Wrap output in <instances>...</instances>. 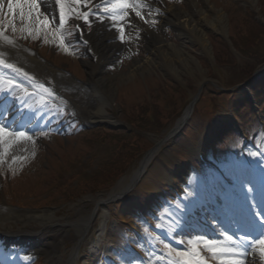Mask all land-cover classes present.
<instances>
[{"label":"rangeland","instance_id":"1","mask_svg":"<svg viewBox=\"0 0 264 264\" xmlns=\"http://www.w3.org/2000/svg\"><path fill=\"white\" fill-rule=\"evenodd\" d=\"M208 1V5L210 7L215 6L218 11H221L225 15L226 19V28L223 32H217L211 29L207 30L209 45L211 47L210 55L205 53L202 50L201 46L188 43L189 45L187 47V51L190 52L195 60L190 63V72L182 67L181 72H179L178 75V73L176 74L175 71L162 67L161 63H151L148 69H145L143 71H134L132 74H129V72H132L131 70L135 68L136 58L141 62H145L149 58L147 40L144 35V27L148 26L146 24L143 27H137V30H142L141 33L143 34H141V38L135 39L132 35L126 36V39L124 38V40L122 41L125 44V48H123L121 51V56L118 59V66L116 68L110 66L108 69L110 71V74L113 75L112 77H114L116 80L115 92L112 97L114 104L116 103L117 105L118 102H122L121 99H125L127 100V102L138 100L139 104L143 103L141 104L142 111L150 113L155 110L156 112H158L160 111V104H164L168 100L169 102H176L188 95L191 96L190 98H192L197 94V89L205 87L207 86V84H214L215 86H219L217 83L220 80L223 84H225L226 82H224L223 80L226 79L225 76L227 73L228 75L231 74V68L232 72L235 71L239 73V71H242L241 68L243 67V63L240 61L236 62L229 51L231 45H235L241 51H249L248 49L250 46H258L259 48H263L264 52V24L262 21V19L264 20V0ZM246 1L249 4H252V7L250 5L247 6L248 3ZM174 3H179L184 10H187L185 0H172L169 5H172ZM199 5L202 7L204 6L201 2H199ZM159 10L160 16L163 14V12L166 11V9L164 8H160ZM198 14L199 13H197V18H199ZM157 31L169 42H174L177 45H180L181 41L179 40L176 31H174L175 33L170 32V34L167 35L163 34L160 29H158ZM23 34L25 35L24 32ZM43 34L44 31H41L39 33V36H42ZM223 36L224 38H227V41L222 38ZM51 47H53V45ZM134 48H138L140 51L139 53H136V55L134 56L135 59L132 60L131 57L134 55V53L130 52H132ZM49 51L50 50H47V53H49ZM263 52L262 54H264ZM63 54L65 53L56 55L57 63L61 65L64 64L65 61H69L67 62V66L74 69L77 73H79L86 79V74L83 70L78 68L77 61L73 60L72 58L70 59L68 56H65ZM227 64L231 65L232 67L228 66ZM51 70L53 71L51 74L55 82L60 83V80L62 79L61 75H63V77L65 76V79L76 83L66 74L59 73L53 68H51ZM203 96V103L208 106L212 101V94L208 89H206ZM262 103L264 104V97L262 99ZM227 109H229V107H227ZM222 112L226 113L227 111L223 110L221 111V113ZM83 116L84 118H88L87 115ZM60 118H63V116H60ZM262 120H264V114L263 112H259L257 110L255 115H245L243 117L242 124L246 131L251 134L254 131H257L258 128H260L261 131L264 130V123ZM233 124L234 121L231 119L229 120L227 126H218L217 131H215L214 133H210L208 131L206 122L196 119L192 124L193 130L190 131V135L180 136L176 140V144L178 145L177 150L179 151V153L189 152L191 150L194 152V149H196L199 144L203 143L206 138L212 141L221 139L223 136V132L228 130ZM78 134L79 133H70V138H68L66 142L61 140V143H54V151L52 152V154L50 153V149V152L46 150L47 146L46 144H44L42 150H46V152H39V154H36L35 162L28 163L27 166H30L28 168L26 167L25 163L28 161V157L32 155L31 151H36L37 146L31 141L21 142L15 146L14 150H10L8 155L3 158V162L0 163V169L6 171L8 168H12L16 171H25L27 168L24 174L28 177H23L25 178V180H23L22 182L27 183V181H30V185H33L38 181L46 183V180L50 183L52 180H55L56 174L58 175L59 173H61L64 179H66L71 175L66 172V170L68 169V166L66 165V159L76 158L75 162L78 163L82 159H86V155L84 154L92 144L88 136L78 137ZM150 137L154 141H156L160 138V135L151 134ZM48 139H44V141L48 142ZM236 144V141H234V145ZM206 149H209V151L207 152L210 155L214 154V152L210 150V147L206 146ZM94 151H96V148L92 150V152ZM57 154L60 156H64L65 160L62 161L63 164L59 162L60 160L57 157ZM13 156L17 157L15 161H13ZM50 161L53 166L51 170H49L50 172L47 173V170H45L44 167L48 165ZM189 165H194V161L191 157H186V159H184L183 161H179L177 166L178 172L181 176L183 175V171L189 169ZM174 181L178 182L179 179L177 177H174ZM169 185H171V180L169 184L165 186L167 190H170ZM46 186L47 184L43 185V188H45ZM141 193V189H136L135 195L141 203L144 215H148L150 217V214L154 212V214L156 215H154V219H156L157 216L161 214V211L165 208V203H163L162 201L158 209L156 207L153 208V205L151 206V204L158 198L157 195L154 193H150L147 196H143V194ZM100 195L101 194H96L95 197H98ZM3 206L4 204L2 203V200H0L1 210H5ZM148 206H150V208L146 209ZM56 208L57 215H59L58 217L61 219L73 218L76 212V208H72L71 210L69 204H64L61 206L59 205L56 206ZM9 209L19 212L27 211L31 215L34 213V210H32L31 212V210L27 209ZM43 209L40 210L43 211ZM52 209H55V206ZM46 213L51 214L52 212ZM85 213L86 212H84V214ZM5 224L6 225H2L0 229H5L6 227H8V229H18L19 226H21V224L18 222H7ZM69 229L71 232H73L71 228ZM45 233L46 236L52 234V232L49 231H45ZM43 260L44 263L47 264L45 258Z\"/></svg>","mask_w":264,"mask_h":264},{"label":"bare ground","instance_id":"2","mask_svg":"<svg viewBox=\"0 0 264 264\" xmlns=\"http://www.w3.org/2000/svg\"><path fill=\"white\" fill-rule=\"evenodd\" d=\"M5 1L7 2V0ZM199 2L203 3L204 6L203 7L200 6ZM207 2L209 1L186 0L185 3L187 5V10H184L181 7V5L178 3L169 5L166 9L167 16L163 18L162 23H164L166 26H174V29L179 37V40L181 41L180 45H177L174 42H169L168 40H166L165 37L161 36V34L158 33L154 28L147 29L145 31V38L147 40V49L149 51V58L145 62L144 61L141 62L136 58L135 68L132 69L131 70L132 72H129V74H132L134 71H143L145 69H148L151 63H155V64L161 63L162 67H165L169 70L171 69L172 71H175L176 74L178 73V75L179 72H181L182 67L190 72V63L195 60L194 57L190 54V52L187 51V47L189 45L188 43L197 44V46H201L202 50L208 55H210L211 47L209 45L207 30L211 29L217 32H223L226 28V19H225V15L221 11H218L215 6L210 7L207 4ZM42 3L45 6L51 8L52 12L53 13L56 12V15H58V11H60V9L59 6L55 3V0H42ZM67 5L68 4L66 2L65 11L68 9L66 7ZM52 7L55 9V11ZM197 13H199L198 14L199 18H197ZM80 21L81 19L77 20V23H80ZM117 34L118 32L116 28H114V26L103 23L100 25H96L94 31L89 35L90 42L93 45L97 58L95 64H92L90 61V62H86V65L89 66L90 73H93L94 71L97 72L96 79L99 82V88L101 90V94L98 92L96 88L95 91L98 92L101 98H99V106L96 109L95 114L102 117V119H107L109 117L106 106L108 105L109 99L110 100L112 99L116 86L115 78L110 75H107L106 70L108 65L111 63L110 61H112L116 57V53L123 49L122 45H120L119 44L120 42L117 40ZM0 47L6 53L4 54L0 50V54H3V58L6 60V62H10L8 60V57H12L14 59L13 61H15L17 65L20 66L26 65L28 63H35L37 61L36 58H34L31 54H29L19 45L16 44L9 45L5 43L3 40H0ZM94 65L96 68L93 71L92 68ZM13 74L23 79L21 74L19 75L15 73ZM40 76L43 77L44 80H46L45 76L43 75ZM23 82L27 85V87H29V85L31 84L29 81H27L28 84L24 80ZM37 102L38 100H35L33 103H37ZM154 155L155 154L149 156L145 161L144 163L145 174L143 173L144 176L140 179L141 181L137 185L144 189L160 191L162 189L160 185L162 183L161 179L163 178L164 180L166 179L165 177L166 175L164 173L165 167L170 162V160L167 158L162 159L157 163V165L154 166L155 169L152 170L151 166L156 160L154 159ZM147 169H149L148 172ZM189 181L190 184L183 183L180 185V187L178 188V192L180 194L175 195L173 201H171V206L173 208L172 212L174 213L173 214L174 216L172 217V222H170V220L168 219L167 223H169L172 227L174 226L175 230L177 229V226H175L174 223H176V221L179 222L182 221V218L180 216L183 215V213L180 212L181 208L188 210L191 209L197 210L203 207L204 201H206L205 193L202 196L195 191L194 183L196 181L194 180V178H189ZM130 184L131 182L128 184L129 187H131ZM128 185H124L121 189L116 190L114 195H112L111 197L114 198L123 195L124 191L129 188V187L127 188ZM198 186H200V183H198ZM109 206H110V202H107L104 205L99 204L97 206V209H95L92 214L87 215L83 218H79V220L75 222L74 221L63 222L60 219H54L52 216H46L43 214L39 216H34V215L26 216L24 214L21 216L15 215L16 217H18L19 220L22 221V224L24 225V227L19 229L17 233L26 235L30 231L34 230L32 228L26 229V226H28V224H32L33 221L41 222L43 226L47 224H53V225L57 224L59 227H62L61 224L62 225L73 224L78 222L79 225L76 231L77 233L76 239L79 240L84 235L83 240L84 241L87 240L86 244L88 246L92 245L93 247L95 246L97 247L99 246L98 245L99 242L94 243V239L97 233L92 231V224L94 222V218H96V215H98L99 218L100 213L104 210L101 207H109ZM134 208H135L134 204H130L127 210H125V206L122 207L119 206L117 211L115 212V215H117L119 219L125 220V222L128 224V226H130V228L135 227L136 229H138L139 228V224H137L138 221L137 219L134 218L133 215ZM13 218H14L13 214L12 216L9 215L2 216L0 218V224L4 221L11 220ZM104 228L106 227L104 226ZM157 230H149L147 227L143 229L144 239L149 247V249L147 251L145 249L143 253V256H145L146 258L145 260H147L146 264H155L153 262L155 259L154 257L158 258L163 254L162 245L157 243V239H161L164 242H167L165 238L162 237L161 232H157ZM170 231L173 232L172 230ZM10 233L11 231L5 232V234H10ZM11 234H13V232ZM67 234H68L67 232H62L61 234H59V240L65 241V237L68 236ZM106 237H108L107 234ZM0 238H7V237L3 236V233L0 232ZM194 238L196 237H193V239ZM6 245H8V243ZM157 249H159L160 255L158 254ZM99 250L102 251L101 248H99ZM122 252L124 254L123 255V260L125 262L124 264H127L128 259H130V254L128 253V249H123ZM10 255L13 257L17 256L15 251H12ZM49 255L54 260H57V263H59L60 260H62V257L60 256L59 250L57 248L52 250L51 254ZM204 255L208 258L209 264H218V261L213 260L210 254L204 253ZM73 257L74 255L71 256V259ZM92 260L94 259L89 258V254H88V256L85 257L84 259H82L81 261L79 260L78 264H91ZM94 264H96V262ZM160 264H164V262H160ZM247 264H261L259 255L256 254V257L253 259V262L251 263L250 260H248Z\"/></svg>","mask_w":264,"mask_h":264},{"label":"snow or ice","instance_id":"3","mask_svg":"<svg viewBox=\"0 0 264 264\" xmlns=\"http://www.w3.org/2000/svg\"><path fill=\"white\" fill-rule=\"evenodd\" d=\"M66 2L68 0H55V3L60 9L59 22L56 24L54 18L50 19L46 12L41 10L39 0H7L6 14L4 13L5 0H0V15L11 17L7 25L4 24L3 19H0V40H3L9 45L14 44L13 39L6 35V29L7 27H11L13 32H15L17 30V17L19 16L21 31L25 33L26 37L34 36L38 38L41 31L47 29L50 24H54L56 25L55 31L59 36L60 43L67 47L64 29L70 20L82 19L86 24H89V16L92 13L89 10H76L77 8H87L90 0H70L71 6L65 11ZM143 6L142 0H138L137 3H130L129 0H101V3L96 5V14L98 15L99 11H103L104 13L110 14L113 21H124L128 18L129 9H131L137 17L144 19L142 11L140 10ZM99 18L101 20L104 19L102 16ZM152 23L154 24L155 21H152ZM76 27L79 28L80 25H76ZM118 31L120 33L119 38L123 41L125 38L123 24L120 25ZM83 43L87 45L88 41L84 40ZM0 68L11 70L25 77L28 76V73L23 72L21 68L6 62L3 54H0ZM19 88L20 85L13 79L0 76V94H5V102H7V96L10 95L19 101L21 111L25 107L33 111L36 108L50 107L49 101L43 97H41L38 105H28L27 98L32 94L28 93L27 89H23V95H19L17 93V89ZM44 92L47 93L49 98H53L55 95L47 88H44ZM51 110L57 114L63 111L59 106H52ZM24 141L35 143V134L30 131L27 124L18 123L15 118L10 123L7 120H0V163L3 162V158L8 155L10 150H14L16 145ZM12 158L13 161L17 159L16 156ZM251 191L249 189V192ZM252 208V214L255 220L252 230H259L260 235L258 238H253L250 234H245L237 238L224 231L217 233L220 237L219 239H210L203 236L194 239L189 238L187 240L188 247L182 250L174 248L161 239H157V243L162 245L163 254L157 258L156 264H160V262H164V264H209V260L204 253L210 254L213 260L218 261V264H247V257L258 253L261 264H264V206H261L259 210H256V205H253ZM155 227L162 228V225L156 224ZM171 230L175 232V228ZM177 243L183 245L184 240L180 239Z\"/></svg>","mask_w":264,"mask_h":264}]
</instances>
